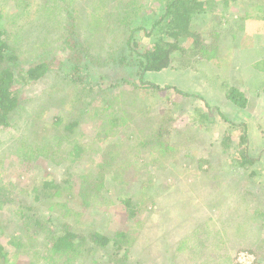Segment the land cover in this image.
Segmentation results:
<instances>
[{
    "label": "rangeland",
    "instance_id": "1",
    "mask_svg": "<svg viewBox=\"0 0 264 264\" xmlns=\"http://www.w3.org/2000/svg\"><path fill=\"white\" fill-rule=\"evenodd\" d=\"M208 1L206 12L192 19L202 48L192 49L197 39H181L185 51H171L168 68L136 78L130 65L116 63L125 56L129 26L120 20L135 9L149 30L163 13L157 0H48L43 7L38 0L17 6L0 0V30L17 48L20 66H49L45 77L15 84L21 102L10 124L0 127V181L30 200L42 179L64 177L70 140L86 148L72 163L75 176L98 177L100 162L112 152L104 191L90 206L81 205L76 188L65 205L74 214L65 213L63 200L50 201L60 221L68 217L81 231L108 236L126 232L128 264H250L238 262L245 252L264 264V219L250 217L264 209V0ZM155 31L136 34L139 52L154 43ZM231 88L243 92L245 108L226 98ZM160 126L166 135L157 137ZM26 141L35 145L33 160L19 157ZM242 148L256 159L246 172L236 166ZM211 179L218 182L207 193L201 186ZM127 197L146 200L132 219L119 202ZM48 203L38 205L45 216ZM10 216L9 208L0 211V242L6 244L7 235L19 232ZM33 231L18 252L6 245L11 263L46 264ZM79 261L90 264V258Z\"/></svg>",
    "mask_w": 264,
    "mask_h": 264
},
{
    "label": "trees",
    "instance_id": "2",
    "mask_svg": "<svg viewBox=\"0 0 264 264\" xmlns=\"http://www.w3.org/2000/svg\"><path fill=\"white\" fill-rule=\"evenodd\" d=\"M23 1L24 0H14L13 6H17L16 3L18 4V2ZM157 1L159 2L158 4L162 6L163 13L156 21H153L149 30L141 24V21L143 22L144 19L142 18V20L140 18V14L138 11H135V9L125 11L124 18H121L120 20L123 21L125 25L129 26L127 30H124V38L122 42L125 56L118 59L116 63L118 66L130 65L132 69H134V76L136 78L147 71H160L168 68L170 66V52L179 51L183 53L185 51L180 44L181 39H197L192 43V49L197 50L202 48V42L199 40L198 32L192 27V19L194 16L206 12L207 7H209V1ZM38 4H41L43 7L48 4V0H38ZM133 6L134 5H132V7ZM70 8V6L67 10L65 8V14L71 13ZM72 14L74 15V8ZM69 17L71 20H74L71 14ZM127 19L129 21H127ZM154 29L159 30L161 35H157L154 43L149 47H145L142 52H139V44L134 37L138 32H142L146 37H150L157 34V31H155V33L152 32ZM70 30H73V32L78 35V30L80 29L76 24H72ZM8 39L6 32L0 30V127H7L20 107L21 101L15 90V84L17 82L21 84L34 82L45 77L49 71V66L46 62L30 65L28 68L23 69L22 65L20 66L18 62L17 48L12 46V42ZM255 67L260 69L259 64H256ZM139 85L155 91L160 90L156 85L144 82H139ZM139 85H137L138 89H140ZM113 88H115L114 85H109V87H107L109 92L113 91ZM166 89H173L176 93L184 97H189V95L182 94L174 88L167 87ZM262 90L264 92V88ZM226 98L232 100L240 108H245L246 106V97L243 92L237 88L227 90ZM204 119L208 121L212 120L207 115H204ZM55 121V125L58 126L60 118ZM75 126L76 123L72 122L71 125H68L67 130L71 131ZM161 127L162 126L159 127L157 137L166 135L161 132ZM239 138L243 144H246V134L243 131ZM70 141L71 143L67 147V151H63L64 158L67 162L63 171L64 177L58 180L48 178L42 179L39 186L32 188V198L30 197V200L19 198L14 191H11L6 184L0 181V211L4 208H9L10 215L14 217L19 228V232L16 236L7 235V237H5L7 242H10L7 244L13 248L14 252H18L20 246L27 245L24 241L29 238L30 233L34 230L32 237L36 238L37 235L38 239L35 240V244H38L40 247V259L46 264H75L81 259L89 258L90 264H128L126 257V232L118 231L113 236H108L94 230H90L89 232L81 231L74 227L75 225H73L71 221H68V217L66 220L60 221L59 215L56 216V213L54 212L55 208L52 207V205L55 201L50 203L51 200H63V210L65 213L70 212L71 214H74L76 212L73 209L69 210L68 208H65L66 203L76 197L75 188L78 191L77 196H80L81 205L90 206L93 200L96 201L95 198L101 197V194L104 191V181L102 180L104 177L103 174H105L106 169H109V166H112V163L110 162L113 153L111 152L109 154L107 152V157L105 156L104 159L105 161L100 162V167L98 164V177L92 176V173L90 172H87L84 176H75L70 171L72 163H75L77 159L81 158V154L85 155L86 148L84 145H77L72 140ZM223 142L225 141L223 140ZM26 144L28 150H22L19 157L24 158L28 156V158L33 160L35 155H37L32 152V150H35L32 146L35 145L28 143L27 141ZM15 145L16 144L11 146ZM245 150L246 149L244 148L240 151V156L236 162V166L243 170V172H246L256 162V159L248 156ZM102 155L103 154H101V156ZM118 156L123 157L125 156V153L119 152ZM112 168L113 167H111V169ZM119 169H122V167L115 171H118ZM115 174L118 173L115 172ZM248 176H254V174L252 173ZM112 179L120 181L114 177H112ZM209 182L206 187L204 185L201 187L204 188V191H207V193L215 192L214 186L218 180L211 179ZM235 185L237 184L235 183ZM96 187L99 190L96 189ZM97 194H99L98 197ZM41 202H49L48 204H50L48 206L49 212L46 216L41 214V211L39 210L38 205H40ZM119 202L122 205L123 210L128 213L130 219L138 216L142 212V206H145L146 204L144 198L143 200L138 199L137 202H133L131 197L120 199ZM262 211V214L260 213L259 215V212H254V214H250V217L264 219V209ZM4 236L3 232L0 230V238H3ZM7 244L0 242V264H14L9 260L10 252L6 250ZM259 261L260 259H258L257 256L252 264H258Z\"/></svg>",
    "mask_w": 264,
    "mask_h": 264
},
{
    "label": "built area",
    "instance_id": "3",
    "mask_svg": "<svg viewBox=\"0 0 264 264\" xmlns=\"http://www.w3.org/2000/svg\"><path fill=\"white\" fill-rule=\"evenodd\" d=\"M243 260H248V261L252 260L253 261V257L251 255H248L246 252L241 253V254H239L238 262L241 263V261H243ZM252 261L250 262V264L252 263Z\"/></svg>",
    "mask_w": 264,
    "mask_h": 264
},
{
    "label": "crops",
    "instance_id": "4",
    "mask_svg": "<svg viewBox=\"0 0 264 264\" xmlns=\"http://www.w3.org/2000/svg\"><path fill=\"white\" fill-rule=\"evenodd\" d=\"M224 4H226L225 2H224ZM253 37H255V35H252ZM245 78V77H244ZM250 78V77H249ZM242 82H245V81H242ZM251 82H253V81H251ZM263 82H264V78H263ZM257 95H258V93H257Z\"/></svg>",
    "mask_w": 264,
    "mask_h": 264
}]
</instances>
